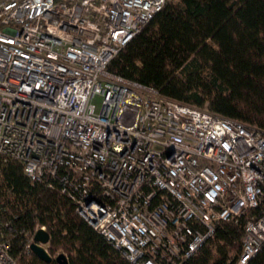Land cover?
Returning a JSON list of instances; mask_svg holds the SVG:
<instances>
[{"label": "built area", "instance_id": "2783aa9c", "mask_svg": "<svg viewBox=\"0 0 264 264\" xmlns=\"http://www.w3.org/2000/svg\"><path fill=\"white\" fill-rule=\"evenodd\" d=\"M164 2L0 0V181L18 163L133 264H186L222 220L242 229L228 263L248 264L264 245V129L107 68ZM4 211L0 264H22ZM21 231L23 252L55 257L47 223Z\"/></svg>", "mask_w": 264, "mask_h": 264}, {"label": "trees", "instance_id": "16d2710c", "mask_svg": "<svg viewBox=\"0 0 264 264\" xmlns=\"http://www.w3.org/2000/svg\"><path fill=\"white\" fill-rule=\"evenodd\" d=\"M107 68L160 95L264 129V0H165ZM1 176L3 215H17L11 250L22 264H60L22 251L21 227L32 231L36 222L49 225V251L65 253L67 264H133L66 197L32 184L18 163ZM241 236L233 221H219L186 264H229ZM248 264H264V245Z\"/></svg>", "mask_w": 264, "mask_h": 264}, {"label": "water", "instance_id": "95a60500", "mask_svg": "<svg viewBox=\"0 0 264 264\" xmlns=\"http://www.w3.org/2000/svg\"><path fill=\"white\" fill-rule=\"evenodd\" d=\"M49 239V232L38 229L34 234V240L47 241ZM32 242L31 249L34 254L43 259L46 262H50L55 259L60 264H67V257L65 253L60 252L55 257H52L41 245L37 242Z\"/></svg>", "mask_w": 264, "mask_h": 264}, {"label": "rangeland", "instance_id": "374dc122", "mask_svg": "<svg viewBox=\"0 0 264 264\" xmlns=\"http://www.w3.org/2000/svg\"><path fill=\"white\" fill-rule=\"evenodd\" d=\"M97 101L99 102V98H97Z\"/></svg>", "mask_w": 264, "mask_h": 264}]
</instances>
